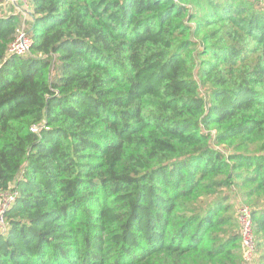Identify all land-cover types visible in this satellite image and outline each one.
<instances>
[{"label": "trees", "instance_id": "obj_1", "mask_svg": "<svg viewBox=\"0 0 264 264\" xmlns=\"http://www.w3.org/2000/svg\"><path fill=\"white\" fill-rule=\"evenodd\" d=\"M26 1L16 56L0 0V264H244L235 197L264 264V2Z\"/></svg>", "mask_w": 264, "mask_h": 264}, {"label": "built area", "instance_id": "obj_2", "mask_svg": "<svg viewBox=\"0 0 264 264\" xmlns=\"http://www.w3.org/2000/svg\"><path fill=\"white\" fill-rule=\"evenodd\" d=\"M6 5L13 7L20 16L21 27L17 32V38L10 44V55L24 56L28 53L32 41L26 31L31 20L30 9L26 0H6ZM7 7V6H6ZM7 9V8H6ZM17 196L15 191L0 193V234L5 231L4 214L13 204ZM235 216L240 232V246L244 264H253L256 259V248L253 235V221L248 205L235 197Z\"/></svg>", "mask_w": 264, "mask_h": 264}, {"label": "rangeland", "instance_id": "obj_3", "mask_svg": "<svg viewBox=\"0 0 264 264\" xmlns=\"http://www.w3.org/2000/svg\"><path fill=\"white\" fill-rule=\"evenodd\" d=\"M256 1V0H255ZM258 2H264V0H257ZM239 197H237V199H238ZM240 199V198H239ZM234 200L235 199H232V202H231V204H232V207H233V211H234V214H235V204H234ZM242 202H243V200L242 199H240ZM244 203V202H243ZM236 217V216H235ZM4 233V232H3ZM2 233V234H3Z\"/></svg>", "mask_w": 264, "mask_h": 264}]
</instances>
